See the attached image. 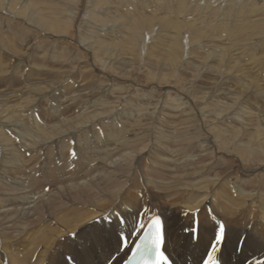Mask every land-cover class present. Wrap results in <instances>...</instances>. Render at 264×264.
I'll return each mask as SVG.
<instances>
[{
  "label": "rangeland",
  "instance_id": "374dc122",
  "mask_svg": "<svg viewBox=\"0 0 264 264\" xmlns=\"http://www.w3.org/2000/svg\"><path fill=\"white\" fill-rule=\"evenodd\" d=\"M3 1L9 7L10 0ZM24 4L29 8L22 17L17 12ZM16 9L0 11V90L8 93L0 97L10 96L16 108L19 96L14 92L26 84L21 97L31 98L25 111L34 125L28 123L33 126L25 129V124L8 121L0 112V185L5 192L11 194L15 188L17 194L27 188V178L20 171L14 175L15 165L28 159L24 144L43 140L32 130L40 119L55 122L60 110L69 107L72 117L80 115V122L79 105L102 102L107 107H94L98 110L89 114L98 115L86 122V128L56 133L54 140L73 139L75 148L57 160V148H52L51 163L43 151L38 153L42 165L36 167L37 174L50 165L68 167L72 160L89 163L93 154L142 134V127L151 138L141 154L146 159L150 143L162 146L160 141L170 134L167 123L159 119L161 110L181 104L191 114L186 125L190 128L183 132L188 139L200 135L208 143L226 136L233 139V147L248 142L246 148L237 146L245 155L243 161L224 164L221 176L250 171L257 175L254 179L261 178L260 163L249 153L254 139L264 138V0H19ZM143 22L148 26L140 27ZM100 44L104 47L98 48ZM168 50L177 52L178 62L168 57ZM114 77L118 80L112 81ZM190 102L196 106L192 111ZM101 111L105 112L100 117ZM245 112H253V117ZM248 122L253 124L250 128ZM76 147L81 154L73 155ZM140 158L130 161L131 173L121 168L122 174L116 175V170L111 176L116 175L117 188L141 202L151 196L143 187L142 162L135 168ZM147 208L142 204L140 210ZM199 232L192 240L199 241ZM88 233L91 243L100 235ZM61 251L65 252L63 246L57 250Z\"/></svg>",
  "mask_w": 264,
  "mask_h": 264
},
{
  "label": "bare ground",
  "instance_id": "6f19581e",
  "mask_svg": "<svg viewBox=\"0 0 264 264\" xmlns=\"http://www.w3.org/2000/svg\"><path fill=\"white\" fill-rule=\"evenodd\" d=\"M9 2L7 4L9 7H6L5 2L0 0V11L17 10L19 0ZM28 8V5L24 4L21 10L16 12L19 16L25 17ZM40 18L36 17L35 20ZM142 26H148V23L143 22L140 27ZM175 28L178 31L182 30V26ZM103 44L98 48L104 47ZM179 46L182 47L181 44ZM99 52L100 50L96 51ZM166 54L168 57L170 55L172 61H179L176 51L168 50ZM115 78L112 81L118 80ZM33 85L37 84L31 83V86ZM87 87L88 85L81 87V91ZM26 89L28 86L21 84L15 90L14 93L19 96L16 108L10 104L12 102L10 96L9 99L0 97V112L5 114L3 118L8 116V121L17 120L19 121L17 124H25L23 128L28 129L34 125V121L30 112L25 111L31 98L27 97L22 101L21 95ZM5 91L7 89L0 90V96L8 95ZM68 91L69 88L67 93H70ZM165 92L170 97L171 91L166 89ZM81 96L83 98L82 94ZM106 103L79 105L80 122L77 121L80 115L72 117L74 114L66 107L60 110L58 120L55 122L52 121L54 119H40L35 129H32L39 137L41 135L43 140L24 144L27 150L25 156L28 159L19 160L15 165L17 171L14 172L16 175L20 171L24 175L23 178H27V188L23 192L17 191V194L13 193L15 191L13 188L11 194H8L0 185V264H59L63 251L57 250L62 246L64 253L77 257L74 261L77 264H110L108 257L113 254L111 264H121L149 222L156 216L163 221L164 251L173 264H202L206 261L209 252H212L210 244L214 243L210 241L211 232L208 229L212 224L218 226L219 223L225 224L226 236L224 243L217 245L219 249L216 253L217 260L222 264L264 262V178H262L264 138L257 136L250 145L249 153L260 163L258 175L261 173V178L254 179L257 175L250 171H245L244 176L239 171H236L238 175L236 177L221 176L224 164L227 165L229 162L232 165L238 159L243 161L245 155L238 151V147L246 148L248 142L233 147V139L228 140L226 136L221 138L219 135L217 140L208 143L202 142V139L205 140L203 135L202 138L200 135L194 136L200 140L194 141V137L188 139L183 132L190 128V125H186L191 114L182 109L181 104L161 110L159 119L167 123L170 134L160 141L162 146L157 141L150 143L151 147L148 149L150 154L147 152L146 159L141 154L146 152V144L151 138L145 134L146 127H142V134L124 143L118 142L113 149L93 154L91 161L87 159L89 163L72 160L68 167L62 163L57 164V167L50 165L42 173L40 170L39 174L36 173V167L42 165L38 158L41 151L51 163L52 148H57L55 160L75 148L73 144L71 145L75 140L70 139L71 142L64 138L54 140V137L72 130L74 126H84L89 119H94L98 115L97 113L90 115L89 112L98 110L93 109L97 106L105 109ZM190 104H193L190 108L192 111L196 106L193 102ZM104 112L101 111L100 117ZM252 113L245 112L247 117L251 118ZM28 123L33 125L30 126ZM246 124L249 128L253 125L251 122ZM44 129L47 131H43ZM228 130L226 128L224 133L229 132ZM206 132L209 133V130H205V135ZM2 133L0 129V135ZM44 134L46 135L43 136ZM143 141L144 146L141 147ZM79 154L81 152L76 147L73 155ZM161 154L164 156L159 157ZM85 155L87 157L86 153L82 156ZM17 156L20 159L19 154ZM135 157H141L135 168L137 169L142 162L143 187L150 191L151 196V199H144L141 202L136 196H129L130 191L127 193L117 188V181L114 180L116 175L123 173L121 168L125 171L128 169L126 173L134 170V165L129 164ZM116 170L120 171L111 176ZM142 204L143 207H148L147 211L140 210ZM117 212L120 213V219L124 220L119 229L115 227L117 217L114 213ZM140 223L146 227L137 229ZM191 227L193 231L188 234ZM132 229H137L139 235L133 232L129 236ZM196 230L200 231L199 241L192 240ZM91 231L100 233L92 243L91 233L87 235V232ZM117 231L121 237L119 252ZM70 233H77L78 236L87 235V247L84 246L85 241L82 237L77 239L70 236ZM124 240L127 241V247L123 246ZM85 254L86 259L83 256ZM70 261L68 264L73 262Z\"/></svg>",
  "mask_w": 264,
  "mask_h": 264
},
{
  "label": "snow or ice",
  "instance_id": "6c2138e0",
  "mask_svg": "<svg viewBox=\"0 0 264 264\" xmlns=\"http://www.w3.org/2000/svg\"><path fill=\"white\" fill-rule=\"evenodd\" d=\"M206 211H210V209H206ZM117 217V222L115 227L119 229L120 224L124 222V220L120 219V213H114ZM146 226L143 223L137 225V229H144ZM148 231L143 233V239L136 246V250L132 253V260L136 262V264H172L170 258L165 254V229L163 221L159 216L154 217L150 223L147 225ZM203 227V225H202ZM218 227V232H217ZM137 229H132L129 233V236L133 232H137ZM211 232L210 241H214L210 246L212 248V252L208 255L207 260L204 261V264H219L216 253L219 250L217 245L224 243L226 236V226L224 223L212 224L211 228L208 229ZM139 235V233L137 232ZM117 235V252L120 251L121 245V237L119 231L116 233ZM70 236L80 239L81 237L85 241V247H87V235L81 234L78 236L77 233H70ZM123 246L127 247V241H123ZM79 255V253H78ZM114 255V254H113ZM113 255L108 257L109 262L113 259ZM61 260L59 264H68V262L75 261L77 259L76 256H71L66 253L61 254ZM258 264H264V262H258Z\"/></svg>",
  "mask_w": 264,
  "mask_h": 264
}]
</instances>
